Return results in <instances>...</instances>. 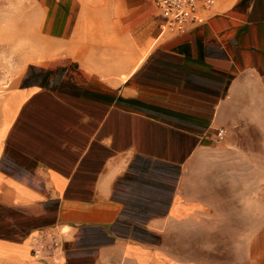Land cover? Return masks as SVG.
<instances>
[{"label": "crops", "instance_id": "1", "mask_svg": "<svg viewBox=\"0 0 264 264\" xmlns=\"http://www.w3.org/2000/svg\"><path fill=\"white\" fill-rule=\"evenodd\" d=\"M208 1L173 34L151 0H41L66 50L27 65L1 102L0 264L30 263L47 230L52 264H172L161 247L191 209L187 163L237 112L264 111V0Z\"/></svg>", "mask_w": 264, "mask_h": 264}, {"label": "rangeland", "instance_id": "2", "mask_svg": "<svg viewBox=\"0 0 264 264\" xmlns=\"http://www.w3.org/2000/svg\"><path fill=\"white\" fill-rule=\"evenodd\" d=\"M80 1L91 7L103 0ZM51 19L41 0H0V108L27 65L66 50L52 38ZM258 114L237 112L234 127L187 163L180 192L191 209L168 224L161 247L172 264L255 263L246 250L257 243L251 237L264 242V111Z\"/></svg>", "mask_w": 264, "mask_h": 264}, {"label": "built area", "instance_id": "3", "mask_svg": "<svg viewBox=\"0 0 264 264\" xmlns=\"http://www.w3.org/2000/svg\"><path fill=\"white\" fill-rule=\"evenodd\" d=\"M162 16L161 31L173 34L184 32L205 19L210 1L198 0H151ZM222 138V131H218ZM31 251L35 259L47 264L56 263L59 258L60 238L55 230L37 233L31 237Z\"/></svg>", "mask_w": 264, "mask_h": 264}, {"label": "bare ground", "instance_id": "4", "mask_svg": "<svg viewBox=\"0 0 264 264\" xmlns=\"http://www.w3.org/2000/svg\"><path fill=\"white\" fill-rule=\"evenodd\" d=\"M34 258V257H33Z\"/></svg>", "mask_w": 264, "mask_h": 264}]
</instances>
